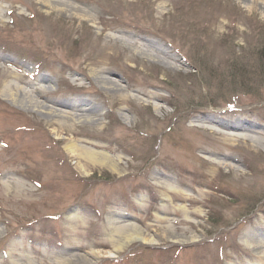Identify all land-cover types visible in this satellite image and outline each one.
<instances>
[{"label": "rangeland", "instance_id": "374dc122", "mask_svg": "<svg viewBox=\"0 0 264 264\" xmlns=\"http://www.w3.org/2000/svg\"><path fill=\"white\" fill-rule=\"evenodd\" d=\"M59 1L91 19L0 0V264H264L241 243L264 229V0ZM174 223L199 241L155 230ZM135 226L157 242L113 250Z\"/></svg>", "mask_w": 264, "mask_h": 264}, {"label": "bare ground", "instance_id": "6f19581e", "mask_svg": "<svg viewBox=\"0 0 264 264\" xmlns=\"http://www.w3.org/2000/svg\"><path fill=\"white\" fill-rule=\"evenodd\" d=\"M40 1L48 7L50 6V7L56 8L58 11L69 14L71 17L73 16V17H78V18H81V17L90 18L89 17L90 15H88L84 10H82L81 8H79L77 6H74V5L71 6L70 4L65 3V2H61L59 0H40ZM132 43H134V42H132ZM161 53H163V52H161ZM149 57H151V56H149ZM101 80H102V83L109 85L110 89L116 88L115 87L116 84L109 82V81H105L104 78H102ZM12 90H13V88L8 86L7 89L3 90V93H5L6 96H8L11 101L19 102V98L17 97V93L11 92ZM24 102L26 105H30L33 107L36 106L39 110L46 111L47 113H56V110H54L52 108H48L45 105L34 101L30 97L28 99H24ZM217 126L220 127V129H221L217 132H220V133H225V131L233 132L229 136V138L235 142L237 141V139H242L245 137H252V135H249L248 133L237 135V131H241L242 128L238 124H236L235 122L234 123H230V122L218 123ZM244 131H248V132L253 133V131H251V130H244ZM66 150L70 153H73V154L77 150L80 151V153L75 154V155H77V158L80 160L83 159V157L86 158L87 160H96L97 158L98 159L101 158V160H105V161H101V163H107V164H110L111 166H114L115 159L109 158V156L107 154H105L103 152L97 153L95 151H87V150L84 151L81 148L79 149V147L73 141H69L67 143ZM81 151H83V152H81ZM92 162H94V161H92ZM218 163L223 168L236 169V170L239 169L238 167H236V165L231 164V163H226V162H218ZM115 164L118 165L117 163H115ZM78 165H79V168H81L82 173H85V170L83 169L82 164L79 163ZM154 184H155L156 188L163 187V188L167 189V191L170 193H173V194L181 193V194H183V192L181 190H179L177 187H175L172 184L167 183L165 181L160 182V180H156V183H154ZM158 189H156V190H158ZM182 198L184 200H182V199L175 200L176 204H179V205H178V209H176V208H174V209L179 210L181 212V214L183 215V217H181L179 220H177L176 223L177 222H185V223L191 224V223H193L192 218H195V216L198 215L202 211L203 207L202 208H201V206H198V208L191 207L189 205V201L191 200V196L188 194H185ZM170 202L174 203V201L172 199L170 200ZM185 202H187L186 205H185ZM176 223H174L170 226H164V225L160 226V227L158 226L159 228H155V230L156 229L162 230L163 236L165 238L171 240V242H173V243H194V242L199 241V235L197 234V232H193V230H187L188 228H186L180 233L177 229ZM116 228H118L119 230H121V229L123 230V227H116ZM128 228L124 231L126 233L121 238L117 237L118 239L116 238L112 241L111 248H113V250H115V251L119 250L125 242L132 241V240H136V241L138 240V241H141V243H143V244H150V245L157 242L156 241L157 240V234H146L144 231H142V229L140 231V229L137 228L136 226L134 228H132L131 230H129ZM260 230H263V231H258L257 233L250 232V233L244 235L241 239V243L243 245H246L249 248H252L253 252L257 251L258 253H262V255H264V229L261 228ZM87 255H89L93 259L99 257V254L96 251H91ZM104 256H106V258H113V257H115V253L113 251L106 252ZM84 258L88 262V264L92 262L90 259H88V256H86ZM70 262H71V260L69 259V260L62 261L61 264H70Z\"/></svg>", "mask_w": 264, "mask_h": 264}]
</instances>
